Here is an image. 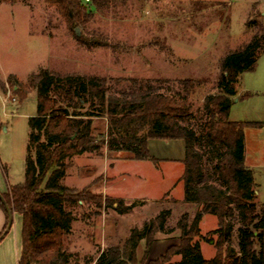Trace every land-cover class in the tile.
<instances>
[{
    "label": "trees",
    "instance_id": "trees-1",
    "mask_svg": "<svg viewBox=\"0 0 264 264\" xmlns=\"http://www.w3.org/2000/svg\"><path fill=\"white\" fill-rule=\"evenodd\" d=\"M21 1L0 0V4ZM43 1L57 10L69 30H75L77 41L85 44L89 41L78 36L76 28L92 18L90 6L101 9L110 0ZM263 52L264 35L256 34L223 57L218 93L207 95L198 111L190 99L198 85L193 79L172 83L107 79L47 69H41L29 83L9 76L8 83L16 87L21 100L32 91L37 93V112L29 117L24 182L9 185L3 194L22 220L19 264H80L66 248V237L76 219L70 207L84 198L98 205L100 198L87 197L63 184L68 158L107 144L110 150L131 152L137 160L155 161L148 149L150 139L184 140V201L196 205L197 210L191 220L187 212L178 219L180 243L148 264H264V207L257 202L254 172L245 165V128L262 123L229 117L239 76L253 71ZM94 118L108 121L106 134L100 133L97 139L91 128ZM0 206L6 212L1 201ZM106 206L126 214L134 204L106 197ZM206 214L216 216L218 226L204 236L200 224ZM171 215V209H162L142 227H133L122 245L98 250L96 260L86 264H145L155 234L174 231L168 227ZM7 225L8 214L0 236ZM142 241L145 249L139 260L137 249ZM202 241L214 245L213 257L203 256ZM174 256L180 259L174 261Z\"/></svg>",
    "mask_w": 264,
    "mask_h": 264
},
{
    "label": "rangeland",
    "instance_id": "rangeland-1",
    "mask_svg": "<svg viewBox=\"0 0 264 264\" xmlns=\"http://www.w3.org/2000/svg\"><path fill=\"white\" fill-rule=\"evenodd\" d=\"M90 7L92 18L77 27L89 41L81 44L75 30H69L57 10L43 0L0 4V184L7 191L9 185L25 179L29 117L37 112L36 91L21 100L16 87L8 83L9 76L29 83L41 69H47L107 79L171 83L193 79L198 85L190 99L198 111L207 95L218 93L221 59L254 35H264V0H110L101 9ZM237 87L242 96L231 105L232 118L264 121V52L255 70L242 73ZM92 122L96 139L106 134L105 118ZM66 161L69 167L63 184L100 198L98 205L84 198L70 207L76 218L66 237L72 260L77 257L80 264L96 260L98 250L122 245L133 227H142L161 209L172 210L168 227L175 229L168 235L157 232L155 238L179 240L176 224L186 210L178 201L183 197V166L137 160L131 152L113 151L107 144ZM259 166L264 169V161ZM257 183L259 200L264 203V175H257ZM113 196L128 198L124 204H134L133 210L118 214L107 207L106 197ZM20 218L14 214L12 235L21 225ZM217 226V217L208 214L200 225L201 233L205 236ZM201 244L205 258L215 255L213 244ZM139 246L144 252L145 241ZM142 255L137 253L139 260Z\"/></svg>",
    "mask_w": 264,
    "mask_h": 264
},
{
    "label": "crops",
    "instance_id": "crops-1",
    "mask_svg": "<svg viewBox=\"0 0 264 264\" xmlns=\"http://www.w3.org/2000/svg\"><path fill=\"white\" fill-rule=\"evenodd\" d=\"M254 2V1H253ZM258 1H255L257 3ZM264 11V9L262 10ZM249 16V15H248ZM256 68V67H255ZM255 70V69H254ZM242 74L239 76L238 83L241 79ZM238 83L236 84L237 96L234 98L238 103L240 101V97L242 93L238 90ZM250 88V87H247ZM254 90V89H249ZM234 106V105H233ZM233 106L230 109V119L233 121H246V122H259L262 123L260 126H249L245 128V165L251 168L254 172V180H255V192L257 196V202L264 207V203L259 200L261 196L260 185L257 183V175H264V169L260 168V164L264 161V121H249L247 119H233ZM251 135V139H250ZM148 149L151 157H153L156 161L161 163H176L184 168L183 160L185 158V142L184 140H167V139H150L148 141ZM151 163H154L152 160H148ZM156 163V162H155ZM158 164V163H157ZM184 170V169H183ZM183 174V172H182ZM181 174V176H182ZM180 176V182L181 181ZM24 181L20 182L23 183ZM17 183V184H20ZM182 193L183 197L178 199L181 203H183L185 207V212L189 214L190 220L194 217L197 206L184 201V188L182 182ZM0 190L2 193H6L7 190L3 188L2 184H0ZM109 195V194H108ZM115 200H125L128 198H121L118 196H113ZM170 209V208H169ZM162 210V209H161ZM159 210V212L161 211ZM172 211V210H171ZM184 212V213H185ZM183 214V213H182ZM208 214L204 215L201 223L204 221L205 217ZM21 217V216H20ZM21 219V218H20ZM7 222V214L5 210L0 206V233L5 227ZM201 225V224H200ZM217 228V227H216ZM11 230L8 234L0 241V264H19L20 253H21V230H22V220L20 227L16 230L15 234H11ZM180 242L174 238L161 237L157 238L153 243L149 251L148 259L145 264H148L149 261H154L158 259L160 256L164 255L169 247L173 245H178ZM202 249V244H201ZM203 250V249H202ZM138 255L143 254V249L140 246L137 249ZM204 254V253H203ZM179 257V256H177ZM205 257V255H204ZM180 257L177 260L178 261ZM209 259V258H208Z\"/></svg>",
    "mask_w": 264,
    "mask_h": 264
},
{
    "label": "water",
    "instance_id": "water-1",
    "mask_svg": "<svg viewBox=\"0 0 264 264\" xmlns=\"http://www.w3.org/2000/svg\"><path fill=\"white\" fill-rule=\"evenodd\" d=\"M76 33L79 36V28H76ZM0 201L1 203L4 205L6 212L8 214V225H7V229H6V233L2 234L0 236V241L6 236V234L10 231V229L13 226V222H14V213L12 208L8 205V203L6 202L5 198L3 197V194L0 193Z\"/></svg>",
    "mask_w": 264,
    "mask_h": 264
}]
</instances>
